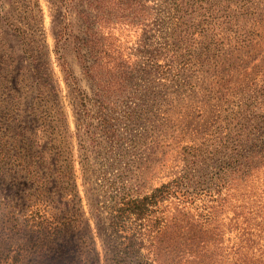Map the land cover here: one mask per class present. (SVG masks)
Masks as SVG:
<instances>
[{"label": "rangeland", "instance_id": "1", "mask_svg": "<svg viewBox=\"0 0 264 264\" xmlns=\"http://www.w3.org/2000/svg\"><path fill=\"white\" fill-rule=\"evenodd\" d=\"M0 264H264V0H0Z\"/></svg>", "mask_w": 264, "mask_h": 264}, {"label": "trees", "instance_id": "2", "mask_svg": "<svg viewBox=\"0 0 264 264\" xmlns=\"http://www.w3.org/2000/svg\"><path fill=\"white\" fill-rule=\"evenodd\" d=\"M171 20V15L169 16ZM172 183L170 182L168 184H162L160 187H156L153 189V191L146 195H125L121 198V201L119 205L113 210V217L111 218V229L114 233L119 236H123V232L125 230L130 229V225H126V222L128 219L126 218H134L135 220L141 221V224H145L144 221L147 220V217L152 213V207L160 203L161 201L166 200L171 195V189ZM135 223H137L135 221ZM139 224V225H141ZM138 225V223L136 224ZM134 228V227H133ZM146 228V227H145ZM148 229V228H147ZM137 230V229H136ZM141 230V229H140ZM139 230V231H140ZM135 231V233H137ZM133 233V236L131 238H128L125 236L129 241H131L128 244V249H130L132 246L136 247H144L145 240L147 239L146 236L143 235V231L139 232L142 233V238L140 235H135ZM141 238V241L138 242V239ZM141 252V250H139Z\"/></svg>", "mask_w": 264, "mask_h": 264}]
</instances>
